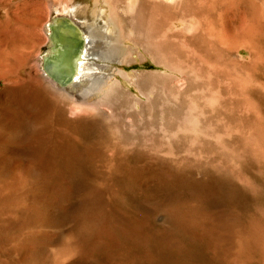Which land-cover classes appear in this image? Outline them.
<instances>
[{
	"label": "rangeland",
	"instance_id": "rangeland-1",
	"mask_svg": "<svg viewBox=\"0 0 264 264\" xmlns=\"http://www.w3.org/2000/svg\"><path fill=\"white\" fill-rule=\"evenodd\" d=\"M13 1L0 5V29L16 23ZM73 1L41 0L38 37L14 63L22 78L35 77L36 104L26 107L46 127L34 124L27 152L4 146L2 154L22 155L0 163V264H264V0H197L222 13L213 27L225 36L217 38L190 16L198 28L180 22L166 31L158 11L144 7L170 0H106L107 13L114 4L130 25L143 6L141 27L155 31V43L181 31L192 44L173 39L180 48L168 51L170 71L146 50L145 30L114 18L119 72L86 99L97 100L93 106L76 105L75 93L53 87L37 69L48 13L95 0ZM0 78V117H15L25 132L20 105L8 100L18 90Z\"/></svg>",
	"mask_w": 264,
	"mask_h": 264
},
{
	"label": "bare ground",
	"instance_id": "bare-ground-1",
	"mask_svg": "<svg viewBox=\"0 0 264 264\" xmlns=\"http://www.w3.org/2000/svg\"><path fill=\"white\" fill-rule=\"evenodd\" d=\"M4 1L5 0H0V5ZM74 1H73V3H74ZM164 1H167L168 2V0H164ZM170 1H172V4L171 5H168V3H167V5H163V3L161 1L160 2L159 1L158 2H152V3L148 4L147 2H145V0L141 1V4L143 2H145L146 5H144V7L145 6H148L149 9H152L153 11L154 10L158 11V13L161 15V18H162V26L165 28L166 31H169L172 26H175V25L177 26L176 23H179L180 24V22H182V24L185 25V29H187V30L192 29L193 30L196 27V26L194 27V24H193L194 22L193 21L191 22V20H190V22H188V21H186L187 19H185L187 16H190V18H195L196 19V21L198 22L197 25L199 27L200 26L203 27V29H201V30L203 31V33L204 32L206 33V34L204 33L205 35H209L208 33H213L212 35H214V33H215V28H214L215 26L213 27L214 20L217 17V15H220L221 12L217 13L216 12L217 11V8L215 9V7H213V4L208 3L205 6L204 5H198V2L199 1H197V0H183V1L182 0H170ZM118 2H120V0H113V3L115 5H118L119 4ZM13 3H14V6L16 8L15 15L12 17V19L16 22L14 24L15 26L13 25L10 28L3 27V28L0 29V77L4 78L8 83L14 84V85H11V88L13 87V89H17L18 90V92L16 91L17 94L15 92L9 94L8 100L11 98L12 100H15V103H18L17 106L20 105L21 111L19 110V112H21L22 122L24 124L23 126H25L24 128H26L28 131H26V129H25V132H24V130H21L20 129V126L14 125V122L15 121H13V118H15V117H11V116H10V118L8 116L6 118L5 117L4 118L0 117V163H4L5 162L7 165H12L16 161V159L18 157L17 155H19V154L22 155V153H21L22 151L21 152H19V151L11 152L10 151V153H8V156H7L6 153L5 154H2V152H5L4 151L5 150L4 149V146L6 144H9L10 143V147L13 148L12 146H14L15 144L14 145L12 144V146H11V142H14V143L20 144L21 147L24 146L26 148V152L29 151L31 148H29L30 147L29 146L30 143H28V140L27 139H29V137H30L29 135L31 134V130H33V128H34V124L35 125L36 124L38 125V123H39V122L38 123H34L35 122V120H34L35 118L33 119V115H31V113L29 112V110L27 108L28 105H29L30 99H31V101H33V99L35 98V89H34V87H35V85H34V82H35L34 79H35V77L34 76L31 77L29 74H27V76L25 75L26 77H23L22 78L21 77V74L18 73L19 71L17 69H15V67L17 66V63L16 62L20 63L21 61L25 60V57H21L19 55L22 52V49L24 47L29 46L31 44V43H29V41L31 40V38H33V37L34 38L35 37L37 38L38 37L37 34H36V29H37L36 25L37 24L35 22V19H36V13H37V11L41 9V6L43 4H42L41 0H14ZM49 3H51V2H49ZM63 3H65V2H63ZM113 5L109 9V13H107V6H108V4H107L106 0H95L93 2V5L92 6H88L85 3L84 4L83 3L82 4L81 3H79V4L78 3H75V4H73L72 7H63V9L55 8V9H53L51 11V13H48L49 14V17L44 22V26H43L44 27L43 28V31L44 32L41 30L45 34V37H46V40L44 41V44L41 43L45 47V45L49 42L48 29H47V26H46L47 25V22L49 21V19H50V17L52 15H59L56 18L60 17V15H61V16H68L74 22H76L77 25H79V27L81 28V31L83 32L82 34H84V36H86V38H85L86 39L85 59H84V62L82 63V66H81L80 70H79V66L81 64V61H79V59H76L75 64L72 65V67L75 68V71H76L74 75H71V73H69L70 68H68V64L66 63V61H65V64H63L62 69L56 70V72H54L55 75L60 79V81H61V83L63 85H68L69 82L72 79L74 80V78H76V82L74 83V85H72L70 87H66V86H62L61 87V86H59L57 84V82H55L50 76H48L43 71V69L41 68V65H42L41 54H42L43 50L40 51L38 54H36L37 55V58H38V62H37L38 63V68L37 67L36 68L40 71L39 73L42 75L44 81L45 80L48 81L51 85H53V87H55L57 89L63 90L65 92H69L70 91L71 93H75L73 96L75 98L74 101L77 102L76 105L79 104V106H81V105H87V104H89L90 106L91 105L93 106L94 104H96L97 103V100L91 101L90 103H88V101L86 99L89 98V97H91L96 91H98L102 87L108 85L109 84V81H111V79L116 76L117 72H119L118 67H117V64H116V61H118V60L115 61V58H113L114 54L116 53V51L121 46V45H119V44L116 43V37L118 36V33H119V29H118L119 27H116L115 26L116 24L114 25L115 22L113 23L112 20H114V18H120L121 24L120 23L119 24L122 25V26L125 25L126 27H128L130 25V23L124 21V19L121 16H119L118 13H116L115 6H113ZM142 8H143V6L142 7L140 6V7L137 8V12L135 13V19H136V21H134V22L131 21L132 23H131L130 27L132 28L133 31L136 30V32L139 31V30H143V26L141 27L142 22L140 21V19H142V17L144 16V14L142 13ZM145 8H147V7H145ZM19 13L28 14L29 16L21 17V16H19ZM215 13L217 15H215ZM221 15H222V13H221ZM38 18H40V17H38ZM41 18H42V16H41ZM7 21H9V20L7 19ZM55 21L58 22V21H61V20L60 19H57ZM122 22H123V24H122ZM148 22H150V20ZM125 26H124V28H125ZM198 26L196 28H198ZM41 27H40V29H41ZM54 27H55V24L53 25V28ZM148 27H150V26L148 25ZM151 27H153V26H151ZM239 29L242 30L243 28L240 27ZM55 30H57L60 35L61 34L64 35L66 37V40H68V41H70V39H71L69 37H74V38H77L78 40L81 39V32L78 31V30H76V29H73L71 27V24L68 22V20H67V22H66V24L64 25L63 28H62V24H61L60 25V29L57 28V27H55ZM127 30H129V29L127 28ZM144 30L143 31L146 32V35H147L146 36L147 37V41H145V43H143V44H145L144 46H145L146 50L148 49V51H149V49H150L153 52L154 55H157V56L160 55V58L162 57L164 59L163 60L164 61L163 62L164 65L165 64L166 65H170V67H171V64H173V63H171L172 59H171V56L169 55L170 52H168V51L169 50L172 51L173 49L176 50L177 49V46L179 47V44L175 43L176 41L174 42L173 39H175L176 37H179V40L181 41V43H184V42H187L188 43L189 42V43L192 44V42H190V40L186 41V37H184L182 34L179 35L181 33V31L179 29H177V30L175 29V31H178L179 30L180 33L179 32H177V33H165L164 34L165 37L163 38V40L160 41V42H156V43L153 41V39L156 37L155 31L153 32L152 31L153 30L152 28L151 29L148 28V31H147V29H144ZM223 30L225 32H227V29H226L225 26L223 27ZM241 30H239V32H241ZM195 32H196V30H195ZM197 32H199V31H197ZM218 32H219V35H220V33H221L220 31H216L215 34H217ZM182 33H184V32H182ZM221 35L225 36L224 33H221ZM202 36H204V35H202ZM223 36H220V37L223 38ZM43 37L44 36H42V38ZM214 37H215V35H214ZM217 37H215V38H217ZM226 37H229V35L226 36ZM226 37H224V38L226 39ZM239 38L243 39V32H242V34L240 35ZM82 39H83V37H82ZM195 39H197L196 36H195ZM39 40H40V38H39ZM78 40H77V42H78ZM191 40L193 42L195 41V43L198 41V40L196 41V40H193V39H191ZM60 42H65V41L61 39ZM136 42H134V43H136ZM198 43H200V42L198 41ZM198 43H197V45H199ZM39 44H37V46ZM125 44L127 45V42H125ZM125 44L122 45V46L123 47L126 46ZM182 45H184V44H182ZM77 46H78L77 48H79L78 50H80V46H79L78 43H77ZM199 46H201V45H199ZM38 48H39V46H38ZM204 48H205V46H204ZM125 49H127V48H125ZM118 51H120V50H118ZM182 51H184V50H182ZM209 51H210V49H209ZM30 52H31V50H30ZM54 55H55V52L52 53V51H51V52H48L47 54H45L43 56L44 57L43 59L45 61V65L48 64V62L50 60H52L53 58H55ZM29 56H30V54H29ZM34 56H35V54H34ZM174 56H175V59H176V55H174ZM209 57H211V56H209ZM35 58H36V56H35ZM13 59H14V62L12 61ZM169 62L171 64H169ZM179 62L181 64V61H179ZM14 63H16V66L14 65ZM35 66H37V65H35ZM167 67L168 66H166V68ZM172 68L173 67H171V70L170 71H172ZM175 71H176V69H175ZM176 73H179V71H176ZM149 76H145L144 78L141 79V81L142 80H143V82L147 81L149 79ZM129 77H131V76H129ZM36 80H37V78H36ZM21 81H23L22 83H24V81H27V83H28V85H27L28 86L27 87V93H25V94H22V91L20 89L22 86L20 87V84H18ZM48 82H47V84H48ZM15 84H17V85H15ZM36 84H37V82H36ZM113 84H111V85H113ZM136 84H138V83H136ZM140 84H139V86H140ZM18 85H19V87H18ZM11 88L8 87V89H9L8 92L11 90ZM48 89H50V88H48ZM48 89H46V93H47ZM22 90H24V89H22ZM37 90H39V89L37 88ZM39 91H41V92H39V94H41L43 92L42 89L39 90ZM53 92L54 91H52V93ZM44 95H45V93H44ZM59 95H61V94H59ZM39 96H42V95H39ZM36 99H34V101ZM4 103H5V101H4ZM8 103H11V102H8ZM35 104H36V101H35ZM4 105H6V104H4ZM3 107H6V106H3ZM9 107H11V104H10V106H8V108ZM29 107H30V105H29ZM5 110H6V108H5ZM11 110H14V108L13 109H9V111H11ZM60 110H59V112H60ZM6 111L8 112V109ZM16 111L18 112V110H16ZM70 111H71V109H70ZM7 112H6V114H7ZM12 112H11V114H12ZM2 114H4V112ZM35 114H37V113H35ZM62 114H63V112H62ZM64 114H66V112ZM68 114H70V112H68ZM66 116H65V118H66ZM36 118H39V116L36 117ZM47 119H48V117H47ZM16 122H15V124H16ZM20 122H18L17 124H19ZM43 122H44V120H43ZM43 122L42 123H39V126H41L43 124ZM5 123H6V125H4ZM7 124L9 126H7ZM20 124L22 125V123H20ZM46 124H47V122H46ZM4 126H7L8 128L7 127H4ZM41 127H46V126H41ZM4 128H6V129H4ZM2 129H4L5 131H3ZM34 130H36V129H34ZM39 131L40 130H38V133H39ZM33 138L34 137H32V139ZM42 139H39V140H42ZM37 142L39 143V141H37ZM42 142H43V140H42ZM33 147H34V145H33ZM38 147H40V145H38ZM38 147H37V149H38ZM32 149H34V148H32ZM33 151L36 152L37 150L35 149ZM7 152H9V151H7ZM26 152H24L23 154H25ZM34 155H36V153H34ZM42 155L43 154H41V157H42ZM26 156H29V155L26 154ZM26 156H25V158H26ZM37 156L38 155H36L35 157H37ZM9 184H10V182H9ZM30 191H32V190H30Z\"/></svg>",
	"mask_w": 264,
	"mask_h": 264
},
{
	"label": "water",
	"instance_id": "water-1",
	"mask_svg": "<svg viewBox=\"0 0 264 264\" xmlns=\"http://www.w3.org/2000/svg\"><path fill=\"white\" fill-rule=\"evenodd\" d=\"M57 16L59 15H52L46 25L48 29L49 42L45 45L43 52L41 54V58H42L41 68L48 76H50L55 82H57L59 86L70 87L74 85V83L76 82V78H74V80L72 79L68 85H63L54 72H56V70L62 69L63 64H65L66 61V63L68 64V68H70L69 73H71V75H74L76 71L75 68L72 67V65L75 64L76 59H79V61H81V64L79 66V70H80L82 63L84 62L85 59L86 36L82 34L83 32L81 31L79 25H77V23L74 22L71 18H69L68 16H61V15L60 17L56 18ZM57 19H60L61 21L58 22L55 21ZM67 20L71 24V27L73 29H76L81 32V39L78 40L77 38L69 37L71 39L70 41H68L66 40V37L64 35L62 34L60 35L58 31L55 30V27L60 29L61 24L63 28ZM54 24L55 27L53 28ZM61 39L64 40L65 42H60ZM77 43L80 46V50H78L79 48H77L78 47ZM51 51L52 53L55 52L54 55L55 58L50 60L48 64L45 65L43 56Z\"/></svg>",
	"mask_w": 264,
	"mask_h": 264
}]
</instances>
